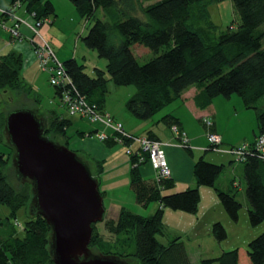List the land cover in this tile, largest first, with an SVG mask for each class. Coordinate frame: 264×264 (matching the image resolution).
I'll return each instance as SVG.
<instances>
[{
	"label": "trees",
	"instance_id": "trees-1",
	"mask_svg": "<svg viewBox=\"0 0 264 264\" xmlns=\"http://www.w3.org/2000/svg\"><path fill=\"white\" fill-rule=\"evenodd\" d=\"M70 1L85 26L92 22L82 37L83 44L106 61L105 68H94L92 76L76 59L62 63L75 94L86 96L89 103L103 110L109 83L117 87L132 86L135 93L127 100L125 108L138 121L152 119L181 99L190 88L196 90L193 101L200 110L208 108L218 97L230 99L232 95H237L245 109L257 112L258 127L254 141L264 135V109L257 106L264 98V0H231L239 15V24L236 30L229 27L219 34H216L217 27L209 19L207 7L223 0H157L146 6L142 2L144 0ZM16 2L26 13L34 14L36 21H45L55 15L50 1L13 0L11 6ZM134 45L148 49L153 58L140 64L131 51ZM22 64L20 54L14 52L0 57V91H11L16 95L31 93L32 89L21 78ZM54 95H58L55 88ZM32 112L44 126V137H59L65 141L64 146L67 145V132L73 124L70 119L51 111L49 120L44 123L38 111ZM6 116L4 112L0 113V145L8 149L7 152L0 151V205L8 210L7 217L0 221V264H54L51 228L41 216L31 215L24 223L22 237L15 230L17 213L28 206L31 210L34 208L33 183L28 181L30 183L17 190L4 173L15 156L14 149L9 143L4 145L2 140L6 132ZM160 121L165 127L178 128L177 119L170 115ZM93 134L91 132L87 136ZM76 135L86 136L83 132ZM146 137L156 140L150 135ZM212 148L208 145L203 156L194 164L196 186L169 194L174 185L171 178L161 181L144 179L139 171L144 162L138 163L130 156V187L136 203L143 207L154 203L158 208L147 217L121 209L117 222L106 221V227L117 237L129 236L131 247L124 249L123 253L110 252L113 247H106L99 255L112 256L121 261L132 257L138 264H191L179 237L163 245L157 236L163 235L162 216L165 209L191 215L197 213L199 187L215 189L224 212L231 222L236 223L242 205L232 189L225 192L215 187L225 166L205 160L204 155L212 152ZM187 151L191 152V149ZM246 153L245 160L240 164L248 204V223L254 228L264 223V162L261 154L253 148ZM78 159L88 166L87 162ZM95 167L96 177H99L103 166L98 163ZM99 194L103 197V193ZM95 226L92 225L89 249L94 244L101 246ZM211 234L218 243L227 238L225 228L219 222L212 225ZM244 254L246 264H264V232L248 243ZM214 263L241 264L239 249L201 261V264Z\"/></svg>",
	"mask_w": 264,
	"mask_h": 264
},
{
	"label": "rangeland",
	"instance_id": "rangeland-1",
	"mask_svg": "<svg viewBox=\"0 0 264 264\" xmlns=\"http://www.w3.org/2000/svg\"><path fill=\"white\" fill-rule=\"evenodd\" d=\"M48 1L52 3L55 9V15L49 16L53 23L48 21L38 29L42 32L44 40L49 45L50 40L52 41L51 43L52 46L54 45L53 51H55V55L58 52L56 58L59 60H57L60 62L66 55L71 53V55L73 54L76 56V59L80 64L85 66V72L90 76H92L94 68L104 69L106 61L99 58L95 50L85 47L82 42V37L86 35L87 29L92 25V22L90 21L85 26L83 20L70 0ZM155 1L157 0H144L142 2L143 5L146 6L154 3ZM207 9L210 21L217 27L216 34L225 31L229 27H232L234 30L237 29L240 21L239 15L235 11L231 0H223L219 3L211 4L207 7ZM15 11L20 12L23 17L13 15L15 18L25 21L28 25H34L33 19L28 14L24 13L21 8H17ZM0 16L2 17L0 20V57L4 56L2 53L5 51V53L15 51L18 54L22 52L27 55V60H23L21 78L24 84L32 89L29 95H16L11 91H0V113L4 112L5 115H7L14 111L36 110L38 111L37 113L39 114V117H41L42 121L47 123L50 118L49 112L55 111L58 115L73 121V126L67 132L69 141L65 147L75 153L80 159H84L85 161L88 160L87 165L90 173L93 177L95 176L98 181L99 193H103L102 201L104 208V220L97 223L94 229V231L98 233L101 240V246L97 247L96 244L91 245L92 248H90V250L93 254L99 255V252L104 251L106 247L111 249L112 246L113 248L110 252L123 253L124 249H129L131 247L130 237L127 235H120L117 237L114 233L108 230L106 223L109 221L116 223L121 209H125L133 214L143 217L150 216L153 214V208H158L157 204L150 203L146 207H143L136 203L134 193L130 187V171L132 166L129 163L130 156L126 153L127 147L125 144L118 140L102 143L95 137V139L86 137L81 139V137L76 135L78 129H81V131H87L97 125H92L87 120L83 119L79 121L77 118H70L67 115L65 110L60 107L58 97L54 95V88L49 84V72H45L41 68L34 46L31 43L33 33L26 25H21L20 29L24 28L26 30V33L21 32V34L25 37L22 40L11 38L10 34L2 26V24H4L5 27H9L11 25V21L8 19L5 20L7 16L1 15V12ZM11 18L12 17H10V20H12ZM65 36H68V39H66ZM13 43L14 46L12 45ZM118 43L119 40L117 39L116 44ZM7 46H9L8 50ZM131 51L140 64H144L153 58L152 53L148 49L139 45L132 46ZM108 91L105 104L107 111H111L114 108V110L118 111L119 116L122 117L123 120L138 126L146 122L138 121L125 108V104L131 96L129 94L135 92L134 87H117L112 83H109ZM175 102L166 108H173L175 106ZM217 102H219L220 105H217V114L214 119L218 133L225 137L224 143H230L232 144L231 146L252 143L254 140V133L257 132L258 127L257 112L255 110L245 109L240 97L237 95H232L230 99L218 97L214 103L217 104ZM257 106L258 109H264V98L260 100ZM166 110L168 109H165V111ZM165 111H161L153 118L155 120L160 118ZM186 116L190 115L187 114ZM204 118L211 121L209 117ZM203 119L194 122L191 120L190 123V129L193 131V134L198 135V138H195L193 143L195 147L200 146L204 148L208 145L207 135L209 129L204 125ZM186 120L188 121V118H186ZM159 128L161 131L166 130L162 123H159ZM108 135L111 136L110 134ZM200 135L203 136V138ZM2 138L4 145L8 146V137L6 132L3 134ZM50 138L54 143L64 146L65 141L63 139L52 135H50ZM108 142L109 144H107ZM226 144H223L221 140V144L218 146L219 149H226L230 146ZM193 145H189L187 148L186 146H177L180 147L179 150H183V154L189 156L190 152L187 151V149H190ZM1 149L5 152L8 151L6 146L2 147V145H0V151ZM92 153L95 155L93 156V159L91 158ZM202 154V152L200 154L195 152L194 161H197L199 156ZM208 155L215 156L217 161L220 156L217 152L210 151V153L208 152L205 156V159L208 158ZM222 158L224 160H229L231 157L224 154L222 155ZM98 163L103 166V172L99 175V177H96L95 166ZM238 167L239 169L233 173L232 171L223 172L219 185H216V187H219L222 191H225L226 189L231 191L230 180L233 179L238 184L239 189H232L233 193L236 194L237 200L242 205L238 214V221L236 223L231 222L224 212L216 196L215 189L200 187V200L197 206L196 214L191 215L179 211H172L168 209L164 210L162 216L163 235L157 236L158 241L161 244L166 245L172 239L180 237L182 239L180 241L185 246L191 264H201L202 260L215 259L223 252L235 249H239L240 251L241 264H246L244 253L246 252L247 245L251 240L264 232V223L254 228L248 223V204L245 196V183L243 175L240 171L241 167ZM180 168H183V162L181 161ZM139 171L141 176L146 180H150V178L154 179L155 177L154 171L149 162L141 165ZM4 173L7 176L8 182L17 190L22 188L23 184L30 183L28 182L29 180H25L23 182L17 180L14 160L5 167ZM181 186L182 184L177 183V187ZM178 191L179 190L171 189L167 194L177 193ZM216 203L217 205H214ZM7 211L6 207L0 205V220L5 217V212ZM31 215L30 206L22 208L17 213L14 224L16 233L19 237L23 236L24 223L31 217ZM197 218L199 219V222L203 224L208 221L213 222V224L216 222L221 223L225 228L227 238L218 243L213 238L211 233L206 232L205 228L202 226L201 230L203 233H201V235L198 234L200 235L198 237L189 239L185 233L190 228V224L194 223ZM125 262L127 264H138V262L132 257Z\"/></svg>",
	"mask_w": 264,
	"mask_h": 264
},
{
	"label": "water",
	"instance_id": "water-1",
	"mask_svg": "<svg viewBox=\"0 0 264 264\" xmlns=\"http://www.w3.org/2000/svg\"><path fill=\"white\" fill-rule=\"evenodd\" d=\"M5 129L15 152L17 180L33 183L31 214L51 228L53 263L127 264L89 249L92 225L104 219L98 182L89 167L68 148L44 137V126L32 111L7 114Z\"/></svg>",
	"mask_w": 264,
	"mask_h": 264
},
{
	"label": "built area",
	"instance_id": "built-area-1",
	"mask_svg": "<svg viewBox=\"0 0 264 264\" xmlns=\"http://www.w3.org/2000/svg\"><path fill=\"white\" fill-rule=\"evenodd\" d=\"M21 8L18 2L10 6L9 9H0L1 15L12 17L11 25L3 28L7 30L11 38L22 40L23 36L20 32L21 25H26L33 33L31 43L34 46L41 68L45 72H49V84L58 90L59 104L71 118L87 120L92 125H97L100 129L94 134L100 142L118 140L127 147L126 153L128 156L134 157L138 163L149 162L154 171V179L156 181L167 180L171 178L169 166L167 164L164 145L158 141L149 139L146 136H134L126 132L121 123L116 122L113 117L100 110L96 104L89 103L86 96L75 94L70 88V78L65 73L62 63L56 58V55L50 45L44 40L41 28L48 21L34 20V14L27 13L34 21V25H28L25 21L15 18L13 12ZM204 125L209 129L207 142L212 146V152L225 154L231 157L235 162L242 163L245 160V154L251 148L261 154L264 162V135L257 137L253 146L249 148V144L241 146L228 147L219 149L221 139L218 135L211 132L212 122L207 118L203 119ZM175 136L177 144L188 147V139L183 131H180L176 126L170 128ZM110 134L111 136H109Z\"/></svg>",
	"mask_w": 264,
	"mask_h": 264
},
{
	"label": "crops",
	"instance_id": "crops-1",
	"mask_svg": "<svg viewBox=\"0 0 264 264\" xmlns=\"http://www.w3.org/2000/svg\"><path fill=\"white\" fill-rule=\"evenodd\" d=\"M12 1L13 0H0V8L9 9L11 4H12ZM40 1H48V0H40ZM21 9L24 11L23 8H21ZM24 13H26V12L24 11ZM13 15L22 17V14L20 12H17V11H14ZM1 19H2V17L0 16V20ZM7 19L9 21H11L10 17H6L5 18V20H7ZM47 21H49L50 23H53V21L50 20V17L47 18ZM20 32L26 33V30L24 28H21ZM59 37H61V36H59ZM65 37H66V39H68V36H65ZM51 42L52 41L50 40V46L54 50V47H53L54 45L52 46ZM12 45L14 46V43ZM8 49H9V46H7V50ZM5 52L2 53V54L3 55L8 54V53H5ZM13 52L18 54L15 51H13ZM57 54H58V52L56 53V55ZM20 56L23 57V58L21 57L22 60H24V61L27 60V55L23 54L22 52L20 53ZM69 59H76V56L73 55V54L71 55V53H70V54L66 55L64 57V59H62L60 62L63 63L66 60H69ZM134 93L135 92H133L132 94L130 93L129 95L132 96V95H134ZM195 93H196L195 88L188 89L186 92L183 93L181 99H179V100H177V102H175V104H174L175 106L173 108H171V109L165 108V109H168V110L165 111V109H164L163 111H165V112L160 118H157L156 120L154 118L149 119L144 124H142L140 126H138L136 124H133V123H128L127 121L123 120V118L119 116L118 111L114 110V108L111 111H107L106 107H104V109H103L106 113H109L116 122L121 123L123 128H124V130L126 132H128L129 134L134 135V136L150 135V136L154 137L156 140L160 141L164 145L163 150H164V153H165V158H166L167 164H168L169 169H170L171 180H172V182L174 184L172 190L176 189V190H179V191H184V190H186L188 188H194L196 186V181H195V178H194V175H193V167H194V164L196 162V161H194V157H195L194 154H195V152H198L199 154L201 152L203 153L204 149L208 147V145L206 147H204V148L200 147V146L195 147V145H193L194 140H195V138H198V135L193 134V131L190 129L191 120H193V122H194V121H199V120L203 119L204 117H209L211 119L212 123H213L211 132H213L216 135H218L220 137V139L222 140V143L226 144V143H224L225 142V137H223L217 131V127H216L215 119H214V117L217 114V105H220L219 102H217V104L214 103V101L217 98L212 101L211 105L208 108H206L204 110H200V109L196 108V106L194 104V101H193ZM187 114L190 115V116H186ZM167 115H170V116L174 117L175 119H177V123H178L177 126H178L179 130L183 131L186 134V136H187V139H188V142H189L188 146L189 145L190 146L193 145V147H190L191 152L189 153V156L186 155V154H183L184 153L183 150H179L180 147L177 146L178 145L177 141H176V139L174 140V135L172 134L170 128L165 127L166 128L165 131L164 130L163 131L160 130L159 123H162L160 120H161L162 117L167 116ZM186 118H188V121L186 120ZM77 120L81 121V119H78V118H77ZM72 123H73V121H72ZM72 126H73V124H72ZM99 129H100V127L96 126V127H92L90 129H88L87 131H81V129H78L77 132H83L84 134H86V136H85L86 138L95 139L96 137L94 138V134ZM91 132L94 133V134L92 136H87V134H89ZM201 137L203 138V136H201ZM81 139H84V137H81ZM83 141H85V140H83ZM226 145H230L229 147H233V146H231L232 144H230V143L226 144ZM237 146H241V144L240 145H236L235 147H237ZM206 155H207V153H206ZM206 155H204V158H205ZM222 155H224V154H220V156L218 158V161L216 160L215 156H210V155H208V158L205 159V160L210 162V163H213V164H220V165L222 164V165H224L225 166L224 172L225 171H232V173H233L234 171H237V169H239L238 166H240L241 167L240 171H241V174L243 175L241 164H237V163L233 162V160L231 158L229 160L228 159L224 160L222 158ZM93 156H95L94 153H92V156H91L92 159L94 158ZM201 156H203V154L200 155L199 157H201ZM180 161L183 162V168H180ZM84 162H88V160H86V161L84 160ZM216 162H218V163H216ZM129 163L131 164L130 160H129ZM221 175H223V173ZM221 175L216 180L215 187H216V185H219V183H220V181L222 179ZM150 179H152V178H150ZM177 183L182 184V186L181 187H177ZM230 186H231L230 188L233 189V190L234 189H239L238 188V184L233 179L230 180ZM216 188L219 189V190H222L219 187H216ZM199 189H200V187H199ZM225 192H228V190L226 189ZM214 205H217V203L214 204ZM155 210H156V208H153V212ZM7 215H8V211L5 212V217H3V219H1L0 221L4 220L7 217ZM212 224H213V222H211V221L210 222L209 221L205 222L204 224L200 223L199 219L197 218L194 223L190 224V228L187 230L185 235L187 237H189V239H193V237L200 236L201 233H203V231L201 230L202 226L205 228L206 232H208V233L210 232L211 233ZM198 234H200V235H198ZM180 240H182V239L180 238Z\"/></svg>",
	"mask_w": 264,
	"mask_h": 264
}]
</instances>
